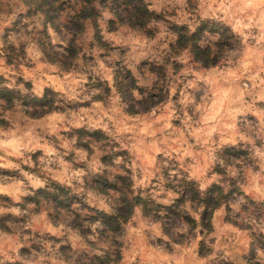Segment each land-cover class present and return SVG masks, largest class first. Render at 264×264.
Masks as SVG:
<instances>
[{
	"label": "rangeland",
	"instance_id": "1",
	"mask_svg": "<svg viewBox=\"0 0 264 264\" xmlns=\"http://www.w3.org/2000/svg\"><path fill=\"white\" fill-rule=\"evenodd\" d=\"M143 1L154 15L142 28L95 4L78 29L68 7L46 19L32 0H0V86L53 92L37 117L0 103V264H89L109 242L117 264H264V0ZM202 22H216L202 32L210 66L171 45L175 26ZM103 172L151 200L113 235L88 219L119 195L93 183ZM183 178L236 188L231 218L221 204L202 230L167 212ZM51 180L73 193L68 210L30 199ZM178 210L197 221L190 201Z\"/></svg>",
	"mask_w": 264,
	"mask_h": 264
},
{
	"label": "trees",
	"instance_id": "2",
	"mask_svg": "<svg viewBox=\"0 0 264 264\" xmlns=\"http://www.w3.org/2000/svg\"><path fill=\"white\" fill-rule=\"evenodd\" d=\"M32 0L30 7L33 10H41L42 16L46 19L55 17V15L62 11L64 8H69L68 10V20L66 24H76L78 29L81 28V22L87 19L94 18L95 4L104 7L108 4L111 10L122 12L128 18L127 21H134L139 23L140 28L143 27L142 24L147 23L153 18V12L147 8V4L143 0ZM29 9V8H27ZM215 23H210L209 25L202 22L198 26H195L193 30H189L186 26L179 25L176 27L175 37L172 42V48L174 50H182L189 48L190 54H193L196 62L203 66H210L215 63L214 59L210 56L211 45L205 40L202 35L204 29H208L216 26ZM228 39V37H226ZM204 39V40H203ZM71 40H67V46L71 47ZM73 47V46H72ZM44 51V50H43ZM59 57H62V53H59ZM53 61V58H49ZM52 91L45 88L40 96L33 95H20L12 88L6 86H0V103L4 106H14V104L19 101L22 106L27 107L25 112L29 114L30 117L41 116L52 109L53 100L51 95ZM2 121V120H0ZM90 134L101 135L99 130H94ZM98 135V136H99ZM103 135V134H102ZM240 149L232 147L230 153L234 155H240ZM122 180L121 184L118 185L116 180ZM126 178L119 174L113 175L108 178L107 174H99L93 183H97L101 189L114 192L119 191L118 198L114 199L113 206H111L109 211L95 210L92 214H89V221H96L102 227V234L117 233L121 227V224L126 220L131 212V207L133 203L141 204L144 212H150L151 206L149 202L150 199L145 200L139 195L130 196L129 184L126 182ZM178 186L179 191H174L176 197L167 205H164L167 212H171L179 217H186L191 222L198 224L200 229L208 230L210 228V216L212 211L218 208L221 204L225 205V210L227 215L225 218L228 220L231 218L229 211V205L227 204L228 197H232L235 194V189L233 186L225 189L220 184L212 183L203 191H200L192 181L183 178L179 181ZM237 192V190H236ZM72 192H70L67 186L61 185L55 181H49L42 188H37L29 196L33 202H38V200H45L46 202L54 201L56 203L55 208L61 209L65 207L67 210L70 208L72 201ZM110 196H113L112 194ZM190 201L197 211V221L190 218L188 215L180 212L178 206L180 203ZM244 210L248 209L247 204H243ZM124 212H123V211ZM73 211L77 221L74 224V228L77 231L83 232L82 230L86 226H82V220L79 218L78 213ZM183 215V216H182ZM87 218H85L86 220ZM237 222V221H236ZM243 225H247L246 220L242 218L239 220ZM111 239V238H110ZM107 246L106 250H102L99 255H91L89 258V264H117L120 254L119 245L110 244ZM202 246V244H201ZM88 264V262H86Z\"/></svg>",
	"mask_w": 264,
	"mask_h": 264
}]
</instances>
